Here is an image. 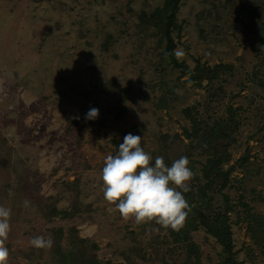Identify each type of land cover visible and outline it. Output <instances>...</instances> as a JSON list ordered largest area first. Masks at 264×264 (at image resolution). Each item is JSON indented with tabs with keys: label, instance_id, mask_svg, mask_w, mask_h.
<instances>
[{
	"label": "rangeland",
	"instance_id": "rangeland-1",
	"mask_svg": "<svg viewBox=\"0 0 264 264\" xmlns=\"http://www.w3.org/2000/svg\"><path fill=\"white\" fill-rule=\"evenodd\" d=\"M166 2L0 0L7 264H75L87 250L103 264H227L202 215L225 218L235 263L264 264V0H182L171 32L182 66L153 15ZM203 67L215 78L197 80ZM128 133L153 166L189 159L198 197L184 193L181 230L125 223L104 200V158ZM215 144L232 187L208 181ZM41 235L51 248L31 246Z\"/></svg>",
	"mask_w": 264,
	"mask_h": 264
},
{
	"label": "clouds",
	"instance_id": "clouds-1",
	"mask_svg": "<svg viewBox=\"0 0 264 264\" xmlns=\"http://www.w3.org/2000/svg\"><path fill=\"white\" fill-rule=\"evenodd\" d=\"M174 54L177 58L183 55L180 50ZM98 116L99 110L93 107L85 119L95 120ZM141 142V136L128 133L118 146V153L105 156L101 172L104 200L115 207L125 223L131 221L136 226L154 223L166 231H179L190 212L184 195L190 191L194 177L190 161L182 156L169 167L162 156H157L153 166V157ZM10 216L11 210L0 206V264H7L10 255L6 246L11 231ZM30 243L36 249H47L52 247L53 240L41 235L33 237Z\"/></svg>",
	"mask_w": 264,
	"mask_h": 264
},
{
	"label": "trees",
	"instance_id": "trees-1",
	"mask_svg": "<svg viewBox=\"0 0 264 264\" xmlns=\"http://www.w3.org/2000/svg\"><path fill=\"white\" fill-rule=\"evenodd\" d=\"M181 1L182 0H167L166 6L163 9H158L153 14L155 16L163 15L162 16L163 22H162L161 27H162V31L164 33V37L167 41V49H166L167 56L166 57L171 61V63L174 66H182L178 63V60L174 55L175 43H174L173 38L171 37L172 29L176 25V14L179 11ZM261 37H262L261 41H262V44L264 47V36L262 35ZM217 71L218 70L216 69V72ZM198 72H199V76H198L197 80H200V81L207 80V79L212 80L216 76V73L211 76V73L213 71L210 70V68L204 69V67H203V69H201V68L198 69ZM208 74H210L209 77H208ZM222 132H223V137H222L223 141L222 142L224 143V145H226L225 139L227 138L228 133L223 129H222ZM219 145L220 144H215L212 147L213 150H215L217 152L216 155L217 154L219 155V153H223L219 150ZM223 154L226 155V157H224V158L222 157V159H220L221 158L220 156L218 157L215 155L213 157V159L210 161V163H212V164H211L210 169H209L210 173H208V174L210 176H213V179H211V180L209 179L208 181L211 183L217 182L218 183L217 185H220V187L221 186L224 188L227 186L232 187L233 184L229 179L230 173L223 172L224 170L221 171V167L223 166V162L228 161V159L230 158V154L229 153H223ZM188 196L190 198L198 197V196H196V192H194L193 189L188 193ZM192 203H193V201H192ZM224 219L225 218H223V221H222V218L217 217V218H215V221L210 223V225L208 226V221H209L208 217L205 215L204 216L202 215L200 217L202 224L207 226L209 228L208 230H210L209 232L214 237H216L218 239V241H220L222 244H224L225 248H227L226 252H228L230 254V257H228L227 264H238L237 262L235 263L234 258L232 256V253H231L232 247L230 245V242H227V240L224 239L225 237H229L226 222ZM90 251L91 250H87V254L84 252V254L86 256L85 259H80L79 257H77V263H75V264H103L97 259L96 255H94V256L89 255L88 253Z\"/></svg>",
	"mask_w": 264,
	"mask_h": 264
}]
</instances>
